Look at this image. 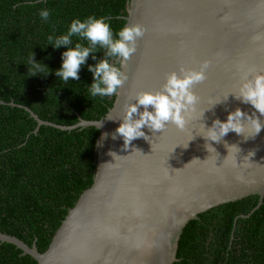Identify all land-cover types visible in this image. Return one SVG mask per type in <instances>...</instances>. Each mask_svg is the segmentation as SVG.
Instances as JSON below:
<instances>
[{
	"label": "water",
	"instance_id": "1",
	"mask_svg": "<svg viewBox=\"0 0 264 264\" xmlns=\"http://www.w3.org/2000/svg\"><path fill=\"white\" fill-rule=\"evenodd\" d=\"M126 13L124 27L138 24L144 36L122 66L125 83L103 118L60 126L9 103L29 113L34 133L40 126L99 131L92 185L46 251L0 232V243L36 264H173L184 228L198 215L251 195L259 197L251 213L262 204L264 115L236 96L246 78L264 74V0H128ZM205 61L206 79L192 87L196 112L183 131L169 123L160 132L144 128L146 137L129 146L113 139L136 94L162 91L169 74L199 71ZM116 63L121 67L120 58ZM237 109L256 112L261 131L244 119L241 134L229 132L219 142L203 137L204 126Z\"/></svg>",
	"mask_w": 264,
	"mask_h": 264
},
{
	"label": "trees",
	"instance_id": "2",
	"mask_svg": "<svg viewBox=\"0 0 264 264\" xmlns=\"http://www.w3.org/2000/svg\"><path fill=\"white\" fill-rule=\"evenodd\" d=\"M128 0H0V232L48 248L62 220L81 193L93 182L95 144L93 127L60 131L40 126V120L72 126L78 119L98 121L112 107L114 94L92 97L88 65L101 59L118 67L117 57H106L97 46L81 67L79 80L65 83L55 75L66 48L53 49L49 35L67 33L74 19L105 17L118 33L125 25ZM48 10L47 20L40 16ZM75 43L88 41L72 37ZM49 69L33 76L31 56ZM50 73L48 75L47 72ZM251 195L214 207L184 228L173 264H264V197ZM241 215L248 216L241 218ZM0 264H36L11 244L0 243Z\"/></svg>",
	"mask_w": 264,
	"mask_h": 264
},
{
	"label": "clouds",
	"instance_id": "3",
	"mask_svg": "<svg viewBox=\"0 0 264 264\" xmlns=\"http://www.w3.org/2000/svg\"><path fill=\"white\" fill-rule=\"evenodd\" d=\"M49 15L48 10L40 13L43 20H47ZM74 36L88 41V46L77 42L73 47L72 37ZM143 36L144 29L138 24L125 26L114 34L110 22L105 17L89 16L83 21L74 19L66 34L47 37L53 49H67L62 53V64L55 71V75L65 83L70 80H79L81 67L86 65L90 55L93 59L96 58L95 53L99 46L104 50L106 57L120 58L121 67L111 64L109 59H101L95 65H88V71L93 76L89 93L92 97L112 96L124 85L126 76L121 68L136 52L137 39ZM209 65V62L205 61L199 71L181 69L182 75L172 72L167 76L162 91L136 94L135 103L127 106L124 119L116 128L113 139L116 136L122 137L124 146H129L132 141L146 137L144 128L152 132H160L169 123L183 131L188 122L193 119L199 99L192 91V87L206 79L205 71ZM45 69L49 68L35 61L33 54L29 68L33 76L43 74ZM49 73L50 71L46 75ZM236 97L243 103L250 104L260 115H264V74L257 73L246 78L240 85L239 95ZM141 107L143 111H140ZM256 112L252 116H247L237 109L229 113L226 121L215 120L210 128L204 126L205 135L203 137L207 141L219 142L229 132L241 134L244 119H248L251 126L259 133L262 125L259 119L254 118Z\"/></svg>",
	"mask_w": 264,
	"mask_h": 264
}]
</instances>
